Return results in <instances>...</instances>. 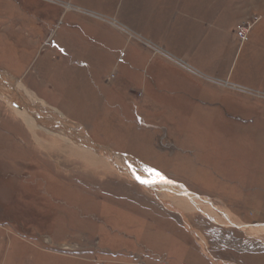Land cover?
<instances>
[{
  "label": "rangeland",
  "instance_id": "obj_1",
  "mask_svg": "<svg viewBox=\"0 0 264 264\" xmlns=\"http://www.w3.org/2000/svg\"><path fill=\"white\" fill-rule=\"evenodd\" d=\"M0 71L96 145L264 226V0H0ZM1 103L0 264H264V234L172 209Z\"/></svg>",
  "mask_w": 264,
  "mask_h": 264
},
{
  "label": "bare ground",
  "instance_id": "obj_2",
  "mask_svg": "<svg viewBox=\"0 0 264 264\" xmlns=\"http://www.w3.org/2000/svg\"><path fill=\"white\" fill-rule=\"evenodd\" d=\"M0 100L2 101L1 104L11 111L14 122L22 124L32 133H36V130L49 132L52 136L61 138L67 144L80 147L84 151H89L91 155L102 158L111 170L139 182L153 197L168 207L172 209L179 207L185 212L199 210L214 221L225 226H237L249 235L259 236L264 234V226L245 225L232 214L215 208L211 200L201 199L178 183L155 178V174L141 166L138 161L119 155L106 147L96 145L92 138L87 135L84 127L70 122L58 109L45 104L42 100H38L13 76H6L1 71ZM61 119L70 124H59L58 121ZM203 241L202 247L204 249Z\"/></svg>",
  "mask_w": 264,
  "mask_h": 264
},
{
  "label": "built area",
  "instance_id": "obj_3",
  "mask_svg": "<svg viewBox=\"0 0 264 264\" xmlns=\"http://www.w3.org/2000/svg\"><path fill=\"white\" fill-rule=\"evenodd\" d=\"M251 26L247 27V25L243 26L242 29L238 32V35L240 37V40L243 43H246L249 41V33H250V29Z\"/></svg>",
  "mask_w": 264,
  "mask_h": 264
},
{
  "label": "water",
  "instance_id": "obj_4",
  "mask_svg": "<svg viewBox=\"0 0 264 264\" xmlns=\"http://www.w3.org/2000/svg\"><path fill=\"white\" fill-rule=\"evenodd\" d=\"M55 117H56V116H55ZM58 123H59V124H62V125H63V124H64V125H69V124H70L69 122L64 121V120H62V119L59 120Z\"/></svg>",
  "mask_w": 264,
  "mask_h": 264
},
{
  "label": "crops",
  "instance_id": "obj_5",
  "mask_svg": "<svg viewBox=\"0 0 264 264\" xmlns=\"http://www.w3.org/2000/svg\"><path fill=\"white\" fill-rule=\"evenodd\" d=\"M151 103H152V101H151ZM151 103H150V105H151ZM153 104V103H152ZM137 159V158H136ZM139 161H141V159L139 160ZM141 162H143V161H141Z\"/></svg>",
  "mask_w": 264,
  "mask_h": 264
}]
</instances>
